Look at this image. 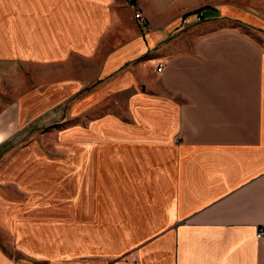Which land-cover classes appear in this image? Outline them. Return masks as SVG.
<instances>
[{
	"label": "crops",
	"instance_id": "1",
	"mask_svg": "<svg viewBox=\"0 0 264 264\" xmlns=\"http://www.w3.org/2000/svg\"><path fill=\"white\" fill-rule=\"evenodd\" d=\"M248 6V0H135L134 6L0 0V51L40 63L90 62L100 53L90 75L106 78L93 86L123 103L121 111L89 121L87 139L76 140L82 147L77 171L87 183L80 194L86 207L77 210L94 218L97 182L108 197L104 212L113 206L127 214L120 245L142 239L132 236V227L164 230L109 264H264V237H255L264 225V46L221 22L257 26ZM200 8L202 23L180 26L183 15ZM132 9L143 13L145 27ZM20 99L0 111V159L45 114L33 115ZM16 161L4 156L0 162V188L8 185L1 181L12 185L0 199V264H90L89 244L71 239L66 247L58 234L48 235L28 201L15 200L25 195L11 172ZM109 218L103 216L108 225ZM107 230L105 250L112 243Z\"/></svg>",
	"mask_w": 264,
	"mask_h": 264
},
{
	"label": "rangeland",
	"instance_id": "2",
	"mask_svg": "<svg viewBox=\"0 0 264 264\" xmlns=\"http://www.w3.org/2000/svg\"><path fill=\"white\" fill-rule=\"evenodd\" d=\"M237 1L241 5L245 0ZM248 3H252V7H244L245 12L254 17L257 26L225 17L221 22L227 27L248 32L257 43L264 46V0H248ZM199 10L203 8L191 13ZM131 11L132 18L141 27H145L147 20L143 13L137 9ZM137 12L145 19V25L140 24L135 18ZM3 45L4 40L1 37L0 47ZM97 54L100 53L94 52L90 62L73 57L71 63H65L57 58L40 63L22 61L10 56L7 51H0V111L16 105L17 99L21 98L20 102L24 103L33 115L45 112L43 117L32 116L35 117L33 119L38 118V121L30 125L24 137H21L14 147L4 149L6 151H3L0 162L4 156H13L17 159L11 172L15 184L18 183L22 188V194L25 195H15V200L19 202L23 199L29 202L30 205L27 206L34 210L35 219L45 221L48 235L52 232L58 234L57 239L63 241L66 247L69 246L71 239H81L90 246V254H88L92 257L88 260L91 261L90 264H109L127 259V256L136 251L142 240L146 241L151 235L160 233L164 229L132 227V236L135 239L137 237L142 239L130 246L120 245L117 240L121 238L119 234L122 233L127 214L113 206L110 207V213L104 212L103 209H107L108 197L102 195V188L97 189L101 187L97 182H95L97 188L91 197L95 208L94 218L92 219L85 209L77 210V207H86V196L80 194L86 189L87 183L85 172L77 171L78 167H82V147L76 140L87 139L86 129L89 121L101 117L104 113L121 111L119 108L123 107V103L119 104L118 101L110 99L108 92L103 94L100 89L97 90L99 86H93L99 83L96 82L98 79L105 81L106 78L99 77L94 80L90 75L92 65L100 62ZM158 68L157 71L161 69ZM78 71L80 73L76 77L75 73ZM72 79L81 82L74 89L66 84ZM63 85L64 88H61ZM102 145L97 142L95 154H101ZM1 182V185L6 182L8 185L0 188L2 192L0 199L4 198L5 189L11 192L12 187L9 181ZM15 193L20 192L15 190ZM146 199L149 200L150 197ZM103 216L110 217L109 225L104 221ZM106 226H108L107 239L112 243L111 247L107 249V246L105 250L103 231ZM97 238L100 239L96 241ZM114 242L117 244L116 248Z\"/></svg>",
	"mask_w": 264,
	"mask_h": 264
},
{
	"label": "built area",
	"instance_id": "3",
	"mask_svg": "<svg viewBox=\"0 0 264 264\" xmlns=\"http://www.w3.org/2000/svg\"><path fill=\"white\" fill-rule=\"evenodd\" d=\"M135 18H137V20L140 22V24H142V25L146 24V21L142 17L141 13H139V12L135 13ZM204 19H205L204 10H199V11L192 13L191 15L183 16L181 18V26L185 27V26L190 25L191 23L202 22V21H204ZM255 237H256V239H261L262 237H264V225L256 228Z\"/></svg>",
	"mask_w": 264,
	"mask_h": 264
},
{
	"label": "trees",
	"instance_id": "4",
	"mask_svg": "<svg viewBox=\"0 0 264 264\" xmlns=\"http://www.w3.org/2000/svg\"><path fill=\"white\" fill-rule=\"evenodd\" d=\"M131 5H135V0H128Z\"/></svg>",
	"mask_w": 264,
	"mask_h": 264
}]
</instances>
